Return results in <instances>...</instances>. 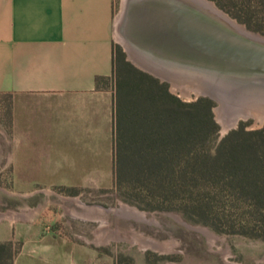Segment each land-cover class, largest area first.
Wrapping results in <instances>:
<instances>
[{"label":"crops","instance_id":"1","mask_svg":"<svg viewBox=\"0 0 264 264\" xmlns=\"http://www.w3.org/2000/svg\"><path fill=\"white\" fill-rule=\"evenodd\" d=\"M114 11L115 0H0V153L14 154L17 170L112 168ZM13 232V264H104L87 244L34 225L0 223V243Z\"/></svg>","mask_w":264,"mask_h":264},{"label":"trees","instance_id":"2","mask_svg":"<svg viewBox=\"0 0 264 264\" xmlns=\"http://www.w3.org/2000/svg\"><path fill=\"white\" fill-rule=\"evenodd\" d=\"M210 1L264 36V0ZM113 72L112 170L123 199L142 208L132 194L217 234L264 242V124L239 123L219 138L209 98L181 100L117 45ZM17 253L12 242L0 243V264H13ZM114 264L131 261L119 256ZM145 264H156L150 254Z\"/></svg>","mask_w":264,"mask_h":264},{"label":"rangeland","instance_id":"3","mask_svg":"<svg viewBox=\"0 0 264 264\" xmlns=\"http://www.w3.org/2000/svg\"><path fill=\"white\" fill-rule=\"evenodd\" d=\"M129 2L115 0L114 11L115 40L125 60L137 70L168 85L170 93L185 102L202 97L195 91L197 85H174L161 76L149 74L130 60L122 44L123 40L126 41L123 25ZM237 23L250 34L264 38ZM6 103L7 99L0 96V105L4 104L5 108ZM1 106L0 122L7 117ZM218 107L219 104L215 103L213 115L219 126V138L239 123L247 124L248 130L259 129L264 124V115L260 114L264 111L257 113L258 118L240 116L233 122V116L236 115L233 108L229 105L224 113L219 114ZM4 142L5 138L0 137V149ZM26 174H30L29 179H25ZM126 197L136 201L142 208L125 201L114 188L112 168L100 171H21L16 169L14 154L0 153V223L11 227L13 231L20 225H34L43 230L55 231L59 237L85 243L97 250L98 256H103L104 264H114L115 258L119 256L129 259L131 264H145L147 254L156 264H264L262 241L217 234L204 225L185 220L178 212L154 209L156 204L132 194H126ZM122 206L128 211L136 209L143 214V219L136 220L114 213ZM138 238L147 242H136ZM11 242L14 248H20L21 242L15 238L14 232Z\"/></svg>","mask_w":264,"mask_h":264},{"label":"water","instance_id":"4","mask_svg":"<svg viewBox=\"0 0 264 264\" xmlns=\"http://www.w3.org/2000/svg\"><path fill=\"white\" fill-rule=\"evenodd\" d=\"M123 33L166 75L206 85L202 97L238 113L264 111L263 39L188 0H130Z\"/></svg>","mask_w":264,"mask_h":264},{"label":"bare ground","instance_id":"5","mask_svg":"<svg viewBox=\"0 0 264 264\" xmlns=\"http://www.w3.org/2000/svg\"><path fill=\"white\" fill-rule=\"evenodd\" d=\"M190 3H195V4H199L201 5L202 7H204L205 9H207L208 11L214 13L215 15L221 17L222 19H224L227 23H229L231 25V27H233L235 30L241 32V33H244V34H249V35H252L256 38H259V39H263L264 38H261L259 36H255L253 34H250L249 32L246 31V29L242 26H240L236 21H234L233 19H231L228 15H226L225 13H223L222 11H220L212 2H209L208 0H188ZM122 44H123V47L124 49L126 50V52L128 53L129 57H130V60L138 67H140L141 69L155 75V76H161V78L163 79H166L167 81H170L171 83H173L174 85L176 83L178 84H183V85H197V88H196V93H200V94H203V93H206V85H200L198 83H194L192 80L190 79H187V78H181L180 76H178L177 74L175 73H172L171 76L169 75H166L164 72H162L160 69L152 66L149 62H147L145 59H143L139 53L136 51V49L132 46V44L128 41V40H123L122 41ZM186 79V81H185ZM188 83V84H187ZM182 93H186L185 91L181 90ZM185 95V94H184ZM230 104L227 103V105H223V103L219 104V107L217 108V112L219 114L221 113H224L225 110L227 109V106H229ZM261 112V111H260ZM236 115L233 116V122L235 120L238 119V117L240 116H255V118H258V114L259 113L258 111L256 110H246V111H242L240 113H237V112H234ZM260 114H263L264 113H260ZM263 117V116H262ZM241 119V118H240ZM264 119V118H263ZM262 119V120H263ZM129 208V207H128ZM129 212L131 214H129ZM114 213L118 214V215H121V216H125V217H131V218H134L136 220H142L143 219V214L142 213H139L136 209H131V210H127L124 206L118 209V210H115ZM124 214V215H123ZM136 242H139L141 244L147 242V241H143L141 240L140 238L136 239L135 240ZM134 241V242H135ZM149 243H151V241H148ZM152 244V243H151ZM151 244H147V245H151Z\"/></svg>","mask_w":264,"mask_h":264}]
</instances>
